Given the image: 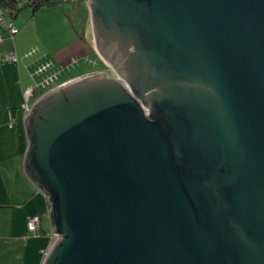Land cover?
<instances>
[{"label": "water", "instance_id": "water-1", "mask_svg": "<svg viewBox=\"0 0 264 264\" xmlns=\"http://www.w3.org/2000/svg\"><path fill=\"white\" fill-rule=\"evenodd\" d=\"M93 72L25 116L59 237L43 264H264V0H86Z\"/></svg>", "mask_w": 264, "mask_h": 264}, {"label": "crops", "instance_id": "crops-1", "mask_svg": "<svg viewBox=\"0 0 264 264\" xmlns=\"http://www.w3.org/2000/svg\"><path fill=\"white\" fill-rule=\"evenodd\" d=\"M45 8L49 9V7H43V9ZM41 11L42 9L39 12ZM67 15H70L68 11ZM18 27L19 33L12 38L0 21V32L4 34V41L0 44V261L5 259L6 254L15 253L16 255L17 252V258L13 264H43L45 252L54 242L51 236L54 225L51 221L48 199L25 172L24 158L28 148V137L24 121L23 127L21 126L22 110L15 114L13 104L22 98L20 104L22 109L24 91L27 82L30 83L32 78L22 63L1 61L2 54L7 50L15 48L19 54L29 50L30 45L18 46L17 39L23 43L21 37L23 30L20 26ZM68 27L70 28V24ZM69 28L67 29L69 30ZM71 35L75 36L73 32ZM75 42L82 43V47L74 50L70 45ZM67 43L59 47H54L55 45L51 47L54 57L48 53L55 65L63 69L61 75L63 73L71 74L82 60L91 62L89 56L94 53L97 55L88 36L87 38L75 36L70 43ZM88 73L90 72L79 75L71 74L58 85ZM23 117L25 120V116ZM39 213H43V215L40 234L37 235L29 230L27 224L31 216ZM45 217L49 218L50 232L43 229L44 224L47 226ZM4 242L11 246L17 242L18 244L17 247L4 249Z\"/></svg>", "mask_w": 264, "mask_h": 264}, {"label": "rangeland", "instance_id": "rangeland-1", "mask_svg": "<svg viewBox=\"0 0 264 264\" xmlns=\"http://www.w3.org/2000/svg\"><path fill=\"white\" fill-rule=\"evenodd\" d=\"M29 2L30 0H17V8L13 9L12 11L9 9H4L3 18L8 23L10 21H14L17 26H20L22 28L23 31L21 33V37L23 39V43L17 39L18 46L30 45L29 49L38 48L40 50V53L43 54V59L37 62L38 64L50 58L48 53H51V55L54 57L53 50H51V47L53 45H55L54 47H59L67 42L70 43L72 38H75V36L78 38L81 36H84L86 38L87 36L89 37L88 27L91 21V15L86 0H50V2H53V5H51L49 9H43L42 7L35 12L33 11V7L28 5ZM41 9L42 11L39 12ZM67 11L70 15H67ZM68 22L70 24V28L68 27ZM67 28H69V30ZM71 32H73L75 36L71 35ZM11 45L13 46V43ZM70 47H72L74 50H78L82 47V43L79 44L75 42L74 44H71ZM96 54L97 55H95V53L93 55L90 54L92 55L89 56L91 62L82 60L79 66L74 69L71 74L79 75L86 72L93 73L107 70V72H109L111 75H115L111 71V68L108 67L104 60L99 56L98 52ZM35 58H37V56ZM34 68L35 66L32 65L30 69L34 70ZM71 74H60L55 80V82L57 81L55 86H57L63 80L67 79ZM77 77L79 76H76V78ZM36 78L40 79L41 76L38 75V77ZM30 83H33V81L31 80ZM30 83L29 81L27 82V87L30 85ZM47 90L48 89L46 88L38 87L35 90L34 97H32L31 99L32 103L46 94L48 92ZM21 102L22 98H20L18 102H13L15 106V114L18 113L19 110H22L20 108ZM23 116L24 114L22 112V114L20 115L22 127V123L24 121ZM45 218L48 223L45 220L47 226H45L44 224L43 229L47 230V232H50L51 226L48 221L49 218ZM4 243V249L17 247L18 244L17 242L13 246H11V244L8 245L7 243ZM16 255L15 253L6 254L5 259L1 260L0 264H13V262L17 258Z\"/></svg>", "mask_w": 264, "mask_h": 264}, {"label": "built area", "instance_id": "built-area-1", "mask_svg": "<svg viewBox=\"0 0 264 264\" xmlns=\"http://www.w3.org/2000/svg\"><path fill=\"white\" fill-rule=\"evenodd\" d=\"M0 21L2 23V26L9 30L10 35L12 38L16 34L19 33L20 29L17 25H15L14 21H10L9 23L6 22L3 18V11L0 7ZM4 41V34L0 32V44ZM37 56V58H35ZM32 58V61H31ZM43 59V54L40 53V50L38 48H31L28 51H26L23 54H19L15 48L7 50L4 52L1 56L2 62H11V63H22L25 68L30 70L31 77L33 78V83L29 85L25 91H24V102L22 104V110L24 115L26 116L32 109L34 103L37 101H34L32 103L31 99L34 97L35 90L38 87H43L48 89L47 91L52 90L53 88L57 87L55 86V80L57 77L61 74L62 68L57 67L55 65V62L51 60L50 58L45 60L42 63H37L40 60ZM34 65V70H31V66ZM38 75L41 76L40 79L36 78ZM13 125V124H11ZM45 195V194H44ZM47 198V196L45 195ZM50 211V210H49ZM28 228L33 233L39 235L40 229H41V215L35 214L31 216L28 220ZM51 236L54 239V241L59 237V234L56 232L55 229L52 230ZM48 250L45 252V255L47 254Z\"/></svg>", "mask_w": 264, "mask_h": 264}, {"label": "trees", "instance_id": "trees-1", "mask_svg": "<svg viewBox=\"0 0 264 264\" xmlns=\"http://www.w3.org/2000/svg\"><path fill=\"white\" fill-rule=\"evenodd\" d=\"M28 5L33 7V11L35 12V11L39 10L40 8H42V7H50L51 5H53V2H50V0H30ZM17 6H18L17 5V0H0V7H1L2 11H4V9H9V10L12 11L13 9H16ZM28 71H29V75L31 77L30 70H28ZM32 80H33V78H32ZM55 83H57V81ZM22 112H23V110H22ZM39 214L42 217L43 213H39Z\"/></svg>", "mask_w": 264, "mask_h": 264}]
</instances>
